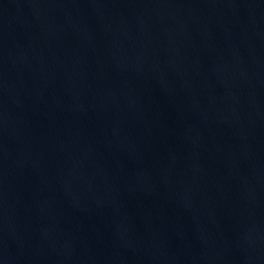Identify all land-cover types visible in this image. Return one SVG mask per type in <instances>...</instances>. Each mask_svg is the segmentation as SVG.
<instances>
[{"label":"water","instance_id":"water-1","mask_svg":"<svg viewBox=\"0 0 264 264\" xmlns=\"http://www.w3.org/2000/svg\"><path fill=\"white\" fill-rule=\"evenodd\" d=\"M0 264H264V0H0Z\"/></svg>","mask_w":264,"mask_h":264}]
</instances>
